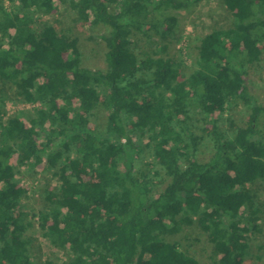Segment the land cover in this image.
Returning a JSON list of instances; mask_svg holds the SVG:
<instances>
[{
    "label": "trees",
    "instance_id": "obj_1",
    "mask_svg": "<svg viewBox=\"0 0 264 264\" xmlns=\"http://www.w3.org/2000/svg\"><path fill=\"white\" fill-rule=\"evenodd\" d=\"M58 1L81 22L109 29L101 37L106 69L84 67L79 40L38 17L51 14L54 0H0V80L34 106L29 125L6 120L0 92V264H37L17 165L44 162L59 187L47 190L35 218L51 245L72 253L69 264H201L166 240L196 224L218 264H245L248 235L260 230L254 186L264 182V101L245 75L263 55L264 0H222L233 26L201 39L188 75L172 59L141 58L133 36L166 39L177 19L152 22L151 8L197 0ZM240 101L248 121L227 136L216 116ZM194 107L213 126L207 160L197 157L204 138L190 125ZM98 109L108 114L103 131L94 125ZM134 136L149 141L148 173L136 170L143 148ZM161 174L169 181L157 193Z\"/></svg>",
    "mask_w": 264,
    "mask_h": 264
},
{
    "label": "rangeland",
    "instance_id": "obj_2",
    "mask_svg": "<svg viewBox=\"0 0 264 264\" xmlns=\"http://www.w3.org/2000/svg\"><path fill=\"white\" fill-rule=\"evenodd\" d=\"M7 6L9 3L7 2ZM10 7V6H9ZM113 11V7H110ZM173 16L177 19L173 33L166 39L160 37L155 31H151L150 38L141 33H135L133 39L136 42L135 48L141 58L147 55L152 57H165L180 64L185 74H190L198 68V47L201 39L207 34L219 29H228L233 26V17L226 9L222 0H197L187 9H172L162 7L154 10L151 8L149 20L152 22H163L167 17ZM38 17L43 21L55 25L59 33L68 35L79 40V47L83 54L84 67L92 70H105L104 60L105 45L101 37L108 33L105 26L92 27L79 20L77 14L70 8L69 3L54 0V7L49 15L39 13ZM166 46V50L162 48ZM261 60L251 66H246L245 79L250 93L258 102L264 101V44ZM4 92L7 99L5 114L6 120L13 117H20L27 125L29 118L33 116L34 106L25 103L17 94L15 87L4 80H0V92ZM249 110L240 101L238 105L232 106L225 114L217 115L218 131L233 136L235 126H245L248 121ZM108 114L105 110L96 111L94 125L100 131L104 130L107 124ZM192 120L190 125L197 136L204 138L199 146L197 157L207 160L213 153L214 139L211 137L213 126L209 120L204 121L203 114L199 109H192ZM134 125L129 124V129ZM262 129L264 130V115L262 116ZM139 141L143 152L137 162L136 170L148 173L147 164L152 161L149 141L147 137ZM17 159L12 163L16 165ZM19 181L25 189V196L22 200L20 212L24 213L26 222L30 223L26 237L29 239L31 252L37 264H69L73 258L69 250L56 248L44 237L43 231L39 228L35 216L44 208V196L47 190H56L59 187L56 176V168H47V164L36 168L19 167ZM158 186L155 192L162 191L168 179L163 174L157 180ZM257 194V205L260 208L259 231L248 235L249 249L245 257V264H264V182L254 186ZM168 242H176L182 251L195 257L201 264H218L219 258L214 256L213 246L208 235L196 224L191 227H184L182 232L175 236H167Z\"/></svg>",
    "mask_w": 264,
    "mask_h": 264
}]
</instances>
